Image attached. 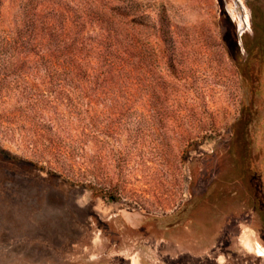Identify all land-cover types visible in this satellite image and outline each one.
<instances>
[{
	"label": "rangeland",
	"instance_id": "obj_1",
	"mask_svg": "<svg viewBox=\"0 0 264 264\" xmlns=\"http://www.w3.org/2000/svg\"><path fill=\"white\" fill-rule=\"evenodd\" d=\"M0 264H264V0H0Z\"/></svg>",
	"mask_w": 264,
	"mask_h": 264
}]
</instances>
